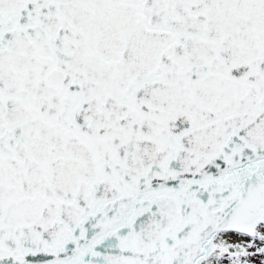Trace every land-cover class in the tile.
Here are the masks:
<instances>
[{"label": "snow or ice", "instance_id": "1", "mask_svg": "<svg viewBox=\"0 0 264 264\" xmlns=\"http://www.w3.org/2000/svg\"><path fill=\"white\" fill-rule=\"evenodd\" d=\"M0 264H264V0H0Z\"/></svg>", "mask_w": 264, "mask_h": 264}]
</instances>
